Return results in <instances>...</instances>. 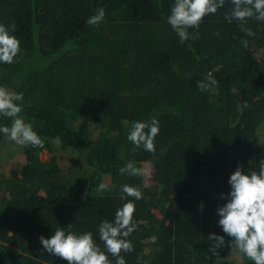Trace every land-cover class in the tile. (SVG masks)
I'll list each match as a JSON object with an SVG mask.
<instances>
[{
	"label": "trees",
	"instance_id": "trees-1",
	"mask_svg": "<svg viewBox=\"0 0 264 264\" xmlns=\"http://www.w3.org/2000/svg\"><path fill=\"white\" fill-rule=\"evenodd\" d=\"M174 2L0 0V24L14 23L21 41L18 61L0 63V86L23 93L20 115L44 142L26 145L24 164L0 179V264H67L39 237L71 224L103 249L99 225L114 222L128 201L136 228L127 238L134 251L121 253L126 264H236L230 255L239 250L229 246L217 210L228 203L221 197L236 169L250 174L264 159V21L247 20L254 35H246L239 21L225 19L233 7L225 0L203 19L198 39L181 43L167 23ZM99 8L104 21L88 25ZM209 76L217 84L201 92L197 82ZM153 118L154 153L133 152L132 124ZM11 123L0 117V126ZM91 125L101 128L97 140ZM12 142L0 134V152ZM56 143L82 165L63 167ZM44 151L51 161H42ZM129 162L151 164L153 184L121 174ZM123 185L140 188L142 199L123 194ZM212 233L225 246L199 254Z\"/></svg>",
	"mask_w": 264,
	"mask_h": 264
},
{
	"label": "clouds",
	"instance_id": "clouds-1",
	"mask_svg": "<svg viewBox=\"0 0 264 264\" xmlns=\"http://www.w3.org/2000/svg\"><path fill=\"white\" fill-rule=\"evenodd\" d=\"M233 5L225 19L231 23L240 22L241 31L252 36L254 33L246 26V21L254 19L264 21V0H231ZM225 0H175L171 8L167 23L178 35L180 42L198 39L199 27L203 19L217 13L223 8ZM106 17L104 8H99L86 21L90 26H98ZM194 29V32H189ZM16 25L0 24V63L11 64L17 62L21 55V41L14 35ZM218 35V33H217ZM241 43L247 47L248 41ZM217 84L211 76L197 82L201 92L210 91ZM23 93L10 91L6 86H0V117L11 119V126H0V134L19 145L44 147V142L33 129L31 123L26 122L20 115L22 112ZM247 102L238 105L239 111L248 108ZM159 134V121L151 119L149 122L136 121L132 124L127 139L134 145L133 152L143 147L147 152L155 151V138ZM59 141V137L56 138ZM121 174L144 176L146 170L135 167L129 162L120 169ZM228 183L231 192L221 198L228 199V203L218 208L219 226L230 238L231 248L235 246L244 256L254 261V264H264V159L259 162V170H252L245 174L242 167H238L230 176ZM104 184L98 190H104ZM121 192L135 200L142 199V191L130 185L121 186ZM124 199V196L121 197ZM135 204L128 201L116 211L114 222L104 220L98 228L99 239L103 249L97 244L92 232L77 234L73 232L72 224L67 229L56 228L51 238L40 236L43 248L54 256L67 261V264H112L109 255L115 258V264H126L122 252L134 251L129 239L135 231ZM155 241L156 237L151 238ZM211 242L209 249L213 254L226 244L224 236L212 233L208 236Z\"/></svg>",
	"mask_w": 264,
	"mask_h": 264
},
{
	"label": "rangeland",
	"instance_id": "rangeland-1",
	"mask_svg": "<svg viewBox=\"0 0 264 264\" xmlns=\"http://www.w3.org/2000/svg\"><path fill=\"white\" fill-rule=\"evenodd\" d=\"M91 124V123H90ZM101 132V128L95 125H91L90 134L93 140H97L99 134ZM262 135H264V129L262 131ZM26 145L22 146L15 142L10 143L8 146H4L0 152V179L3 175L8 176L10 171L13 169H19L25 162V151ZM56 148V156L59 161L65 168H69L70 165L74 163H78V165H82V160L78 154L70 149H63L60 144H55ZM53 158V155L48 151H44L41 155L42 161L49 162ZM81 160V161H80ZM143 169L146 170V175H144V183L145 186H150L153 184V175H154V167L151 164H145ZM211 247V242H206L197 247V251L199 254L205 253L206 249ZM230 258L236 262V264H243L244 260L242 257V253L239 251L233 250Z\"/></svg>",
	"mask_w": 264,
	"mask_h": 264
}]
</instances>
